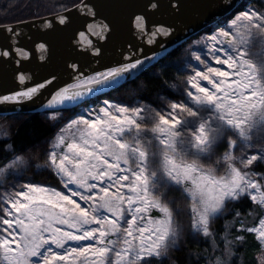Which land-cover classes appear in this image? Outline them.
Segmentation results:
<instances>
[{"label":"snow or ice","instance_id":"6c2138e0","mask_svg":"<svg viewBox=\"0 0 264 264\" xmlns=\"http://www.w3.org/2000/svg\"><path fill=\"white\" fill-rule=\"evenodd\" d=\"M59 7L0 24V117L39 102L54 130L0 132V261L264 264V0ZM187 234L206 249L178 255Z\"/></svg>","mask_w":264,"mask_h":264},{"label":"trees","instance_id":"16d2710c","mask_svg":"<svg viewBox=\"0 0 264 264\" xmlns=\"http://www.w3.org/2000/svg\"><path fill=\"white\" fill-rule=\"evenodd\" d=\"M249 0H245L242 5L248 3ZM253 3L257 0H252ZM60 0H0V24L12 23L16 20H26L30 19L33 13L40 15H49L61 11L59 7ZM70 7V5H68ZM240 8V7H239ZM238 8V9H239ZM169 72H172L173 69L169 68ZM113 96L121 95L119 92L111 93ZM67 112V111H66ZM25 118L21 121L18 126L15 128L19 132L18 139L29 143V144H41L47 137L54 131L51 126L44 120L43 114H32V115H21ZM31 177L36 182H43L42 180L46 177V174L43 172H31ZM49 183L48 181H44ZM43 182V183H44ZM179 206L181 207L180 219L185 225V229L189 222L188 215V204L183 200L178 201ZM253 217L248 218V222L251 224ZM225 220H217L213 225L214 228L221 230V235H223V227L225 225ZM184 248L181 252L177 253L180 256H184L188 250L202 248L206 249L207 245L202 241H199L197 238H194L190 234H187L183 238ZM242 254L244 255V264H258V255L260 253L256 248H249L247 250L242 249Z\"/></svg>","mask_w":264,"mask_h":264},{"label":"rangeland","instance_id":"374dc122","mask_svg":"<svg viewBox=\"0 0 264 264\" xmlns=\"http://www.w3.org/2000/svg\"><path fill=\"white\" fill-rule=\"evenodd\" d=\"M258 2V0H257ZM255 2V3H257ZM259 60H261V62H264V57H260L258 58ZM114 97H119V95H115ZM72 111L74 110H71V111H67L65 114L66 115H71ZM25 117L24 116H21L19 119H15V120H12L10 119L9 117H0V132H3V131H6L7 130V125L9 123H11L13 125L14 128H16L18 126V124L23 121ZM31 172H43V174L45 173L46 174V177L42 180L43 182L46 180L48 181L49 183L47 184H51V185H56L57 184V178L51 174L49 172V170L43 165V162L42 160H38L37 161V165L34 166L28 173L27 175L33 179V177H31L30 173ZM45 183V182H44ZM175 193H170V195H174ZM158 211H154L153 212V215H158ZM180 219V217H179ZM181 221V219H180ZM182 222V221H181ZM183 223V222H182ZM184 224V223H183ZM258 259V264H261V261H260V253L257 257ZM0 264H3L2 261H0Z\"/></svg>","mask_w":264,"mask_h":264},{"label":"water","instance_id":"95a60500","mask_svg":"<svg viewBox=\"0 0 264 264\" xmlns=\"http://www.w3.org/2000/svg\"><path fill=\"white\" fill-rule=\"evenodd\" d=\"M244 1L245 0H233L234 7L236 9H238L242 5V3ZM202 3H203V0H188L189 11L190 12H195ZM213 15L215 16V20H219V19L222 18L218 11L213 13ZM215 20H213L212 22L214 23ZM4 86L5 87H13L14 85H13V83L9 82V83L5 84ZM0 90H2V89H0ZM38 103L39 102H37V104H35V105L26 106L24 112L21 115L42 114L43 113V109H41L38 106ZM71 110H74V109L69 108L67 111H71Z\"/></svg>","mask_w":264,"mask_h":264}]
</instances>
